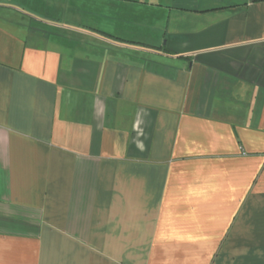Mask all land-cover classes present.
I'll use <instances>...</instances> for the list:
<instances>
[{
  "label": "crops",
  "instance_id": "crops-1",
  "mask_svg": "<svg viewBox=\"0 0 264 264\" xmlns=\"http://www.w3.org/2000/svg\"><path fill=\"white\" fill-rule=\"evenodd\" d=\"M0 264H264V0H0Z\"/></svg>",
  "mask_w": 264,
  "mask_h": 264
}]
</instances>
